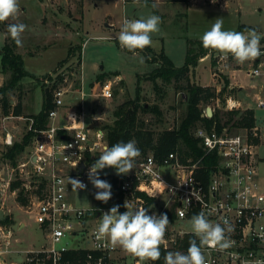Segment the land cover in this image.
Here are the masks:
<instances>
[{
	"label": "built area",
	"instance_id": "2783aa9c",
	"mask_svg": "<svg viewBox=\"0 0 264 264\" xmlns=\"http://www.w3.org/2000/svg\"><path fill=\"white\" fill-rule=\"evenodd\" d=\"M260 44L264 52V42ZM207 55L215 62V68L222 72L235 69L231 68L234 59L231 55L225 57L217 51ZM241 67L251 75H264V55ZM49 75L56 79L58 74ZM45 81L49 82L48 77ZM67 81L68 76L57 81L46 126L34 127V119L25 117L29 120L27 130L34 134L27 145L29 160L20 164L24 176L18 178L33 203L29 212H34L35 222L47 239L40 248L24 252L25 262L138 264L120 248L112 249L106 241L96 238L99 218L108 209L79 207L69 198L72 187L68 184V177L79 179L88 187L91 183L88 180L90 166L96 161L95 157L101 155L104 146H109L106 129L93 123L102 117L89 113L86 98L89 95L111 98L114 81L111 78L96 80L92 92H88L82 78L76 89L79 105L71 107L66 120L60 122V115L66 108V94L71 90L61 86ZM259 104L264 106V100H259ZM223 107L226 110L240 108V102L230 94ZM8 117L22 116L11 113L4 119ZM195 136L204 149L201 157L184 158L179 151H171L158 159L152 152L148 153L137 161L131 172L123 175L118 182L119 190L125 194L128 203H134V208H146L147 201L139 194L144 192L154 198L146 208L149 215L167 214L170 223L165 248L178 245L179 238L191 233L190 230H178L174 226L178 220L189 221L203 211L213 223H222L226 218L233 228L228 234L233 241L232 247L224 252L204 249L207 264H257V261H264V191L255 156L256 142L260 139L264 143V129L256 124L251 128L234 129L230 125L219 128L215 123L211 127L200 126ZM13 138V134L7 131L4 142L13 144ZM205 155L212 156L207 165L203 162ZM83 163L85 166L81 168ZM164 168L168 171L163 172ZM103 175L100 171V179L109 182ZM40 182L42 186L38 189ZM169 213H174V220L170 219ZM13 238L11 223L0 222V243L5 246L0 248V254L15 251ZM81 251L85 252L83 256L79 253ZM71 252L75 253L72 257L67 255Z\"/></svg>",
	"mask_w": 264,
	"mask_h": 264
},
{
	"label": "rangeland",
	"instance_id": "374dc122",
	"mask_svg": "<svg viewBox=\"0 0 264 264\" xmlns=\"http://www.w3.org/2000/svg\"><path fill=\"white\" fill-rule=\"evenodd\" d=\"M153 1L157 8L165 13L166 20L163 22L161 19L160 31L152 35V50L155 53L164 51L178 66L184 64L186 60L187 38H200L205 31L210 30L217 18L223 19L224 30L243 32L246 29H251L248 28V25H251L252 29L264 33V0H190L188 8L179 2L181 0ZM19 2L21 11L18 17L15 20L10 19L9 22L0 23L3 28H6L9 23H24L28 26V29L22 34V46L18 50L23 53L25 67L32 75L24 78V92L15 90L14 94L23 93V99L31 105L28 108L29 112H38L43 96L40 78L51 73L54 75L63 73L67 65L72 62L77 63L80 52L79 45L81 44L83 45V61L80 73H77L76 77L80 78V83L83 78L86 91L92 92L100 72L110 73V78L114 81V94L111 98L96 95H89L86 98L89 113L92 115L95 113L102 117L101 120L93 121V123L103 126L111 123L113 111L117 105L128 97L135 96L138 75L151 71L156 65L146 59L144 50L133 54L126 49H121L117 39L118 33L126 17L139 19L146 18L150 14L160 16L155 12L154 7L147 3L126 2L125 0H19ZM22 5H26L28 9L24 11ZM230 7L234 9H230ZM183 10L189 12V16L183 18V24L184 21L187 23L185 22L183 28L180 25L174 26V18L178 19L175 17V13ZM110 22H114L116 28L109 26L112 25ZM243 24L245 27L241 29L240 26ZM4 43V32H0V47ZM70 49L71 55H69ZM67 58L69 59L66 62H62ZM241 66L243 64H238L235 59H232L231 68L235 69L222 72L215 68V62L210 56L205 55L199 59L192 79L203 85L212 84L218 89L223 87L225 79L228 77L230 84L231 79L236 84H243V94H246L257 104V101L261 100L260 98L264 99V75H251L246 68ZM115 72H120L122 77L117 78L114 75ZM122 78L125 80L126 86L121 84ZM0 82H2L1 78ZM61 86L71 89L66 94V108L58 120L63 122L71 107L79 105L76 90L79 87L76 88V81L70 77L66 84H61ZM164 88L167 92L162 99L160 92H157L151 81L144 80L142 82L143 101L150 104L159 103L163 110L161 120L153 112L141 114L146 124L157 131L178 124L186 110V102L181 93L176 92L172 85H165ZM234 95L237 98L241 97L237 88L234 90ZM13 97L18 102V96L13 95ZM219 98L218 101L215 99L208 104L204 103L203 106L205 105L206 108L208 106L223 107L225 100L223 102V97ZM255 108L257 115H255V124L260 129H264V107L256 106ZM258 119L263 121L260 122ZM28 123L29 120L24 116L4 119L0 108V209L5 212L6 216H9V224H13L15 237L20 241L15 247L22 250L6 257L2 256L0 262L4 260L7 264H12L13 260L22 264L21 259L25 256L24 249L38 247L47 242L45 233L35 222L34 212H29L33 206L29 193H26L24 189L28 203L22 204L17 199L20 189H15V192L10 186L11 181L17 177L22 179L23 173L20 164L29 160V152L26 146L25 150L17 155L15 163L6 155L8 148L13 144H6L3 137L7 131H10L14 136V142L21 141L27 131ZM256 144L255 156L259 166L260 156L264 157V143L259 139ZM138 159L140 158H136L134 161L133 169L136 167ZM263 163L261 166L264 165ZM167 171L168 169H163V172ZM102 172L110 174L116 173V170L106 168ZM262 177L260 184L264 191V175ZM97 191L90 183L85 190L77 192L71 190L69 198L73 204L83 208L102 207L109 210L115 206L113 199L116 192L112 187V198L107 203L95 199ZM129 204L134 208V203L130 202ZM20 220L27 223L22 230L19 229ZM174 226L178 230H190L187 220H178ZM166 236H169L168 227Z\"/></svg>",
	"mask_w": 264,
	"mask_h": 264
},
{
	"label": "trees",
	"instance_id": "16d2710c",
	"mask_svg": "<svg viewBox=\"0 0 264 264\" xmlns=\"http://www.w3.org/2000/svg\"><path fill=\"white\" fill-rule=\"evenodd\" d=\"M145 3V0H141ZM147 4L154 7L157 14L160 15L159 10L153 0H147ZM187 13L184 10L177 14V18L173 20L174 26L185 25L183 18ZM163 22H165L164 15H160ZM11 24V23H9ZM8 26V25H7ZM1 27V26H0ZM245 25H241L242 29ZM3 28V27H2ZM248 28L252 29L251 25ZM7 32V27L4 28ZM8 33V32H7ZM264 42V38L261 40ZM188 47L186 53V60L184 64L178 66L174 61L164 52L155 53L152 47H147L144 49L146 53V59L150 62L156 63L155 67L145 73L138 75L135 96L128 97L125 101L117 105L113 111V120L111 123L105 124L103 127L106 129L107 137L109 141V146L114 145L117 142H128L134 140L137 147L140 149L141 155L138 158H142L148 153H153L158 159H162L171 151H179L180 154L187 158L193 156L194 158H199L204 154V149L200 144L199 138L195 136V131L200 126L211 127L215 123L219 128L224 125H230L232 128L248 127L251 128L256 123L255 112L250 108H234L230 110L224 109V107H213L214 112L211 117L205 115V105L218 97H223V102L226 96L234 94L236 87L230 86V80L228 77L225 79L223 87L218 91L213 85H203L192 79L194 70L199 62V59L207 55L209 52H215L214 50H208L203 48L200 38H187ZM82 48L83 45H79V59L77 63H70L64 69L63 73H59L54 79L49 74L40 78L42 83V105L38 112H29L30 104L24 107L23 104V83H25L24 78L31 76V72L25 67V62L23 58V53L18 49L19 47L7 35L6 41L2 47H0L1 64L0 73H3L6 77L4 83L0 86V108L4 116L10 115L11 113L16 116L23 114V110L29 112L26 117L33 118L34 127L42 128L48 123L49 110L53 107L54 99V89L57 85V81L64 80L66 76L73 78L76 81V88L80 87V78L76 77L77 73H80V68L82 64ZM71 55V49L70 54ZM69 58L63 60L66 62ZM114 75H120V72H115ZM48 77L49 82L45 81ZM111 74L106 72H100L97 75L98 80H105L110 78ZM151 81L153 87L160 92V96L163 99L166 95L167 90L164 88L165 85H172L176 92H180L183 100L186 102V110L182 115L178 124L173 127H167L157 131L153 127L146 124L145 120L141 116L146 112H153L157 114L161 120L163 115V110L159 103L150 104L143 101L142 98V82ZM121 84L126 86L125 80L121 79ZM21 91L18 94V102L12 103V96L14 91ZM24 92V91H23ZM33 131L27 130L21 141H15L12 146H10L6 152V155L14 160L19 153L25 150L26 146L29 144L33 136ZM212 156L205 155L203 162L208 164ZM99 156H96L97 160ZM139 160V159H138ZM137 160V161H138ZM103 177L109 181L112 188L115 190V197L113 199L114 205H120L119 211L123 213L127 209L124 207L125 201H127L125 194L119 190L118 182L123 177V175H117L116 173L104 174ZM12 190L20 189L18 192V200L22 204L28 203V198L25 194L24 187H22V180L16 178L11 181L10 184ZM42 186V182L39 183L38 189ZM37 190V189H36ZM143 196L147 203L146 208L154 202V198L148 196L144 192L139 193ZM171 220L175 219L174 213H169ZM10 218L6 216L3 223H9ZM191 239H197L194 234H186L184 237L179 238L178 245L165 248L164 245L161 246V258L158 261H151L148 264H164V255L168 251H180L184 253L189 247V241ZM80 255H84V251L79 252ZM74 252L67 254L72 257Z\"/></svg>",
	"mask_w": 264,
	"mask_h": 264
},
{
	"label": "clouds",
	"instance_id": "9594fccd",
	"mask_svg": "<svg viewBox=\"0 0 264 264\" xmlns=\"http://www.w3.org/2000/svg\"><path fill=\"white\" fill-rule=\"evenodd\" d=\"M147 0H145V4ZM19 0H0V23L10 19L15 20L20 13ZM161 17L155 14L139 19L123 20L118 33L121 49L133 54L152 46V35L160 31ZM28 29L24 23H11L7 26L10 38L18 47L22 46V34ZM264 33L255 29L245 31L224 30L223 19L217 18L210 30L200 37L203 48L214 50L227 57L231 55L238 64L255 61L264 52L261 51V40ZM70 147V145H68ZM141 155L134 140L117 142L112 146L105 145L99 158L90 166L88 180L98 190L95 199L107 203L112 198L111 184L100 179V171L114 168L117 175H127L134 167V161ZM72 191L85 190L87 185L79 179L68 177ZM127 209L120 213V205L111 207L103 212L95 235L98 240L106 241L112 249L120 248L138 264L147 261H158L161 258V246L165 244V237L169 219L167 214H148L146 208H133L128 201ZM190 231L197 239L189 241L187 253L168 251L164 255V264H207L205 248L224 252L233 245L229 235L233 228L228 219L222 223H213L201 211L193 215L188 221ZM264 264V261H257Z\"/></svg>",
	"mask_w": 264,
	"mask_h": 264
},
{
	"label": "crops",
	"instance_id": "0c3cea01",
	"mask_svg": "<svg viewBox=\"0 0 264 264\" xmlns=\"http://www.w3.org/2000/svg\"><path fill=\"white\" fill-rule=\"evenodd\" d=\"M126 2H132V1H137V2H140V3H143L141 0H125ZM189 1L190 0H181V1H179V2H182V4H185L186 6V8H188V4H189ZM156 4V3H155ZM22 9L25 11L26 9H28V7L26 6V5H22ZM230 9H234V8H232V7H230ZM159 10V9H158ZM184 11V10H183ZM182 11V12H183ZM179 12H181V11H178V12H176L175 13V17L177 16V14L179 13ZM159 13H160V15H164V19L166 18L165 17V13L164 12H161L160 10H159ZM187 13V17L189 16V12L187 11L186 12ZM8 22H9V20H8ZM112 25H109V26H115V28H116V25H114V22H110ZM118 27V26H117ZM0 32H4V35H5V41H6V38H7V35H8V33L5 31V29L4 28H2V27H0ZM1 64V63H0ZM0 78H1V80H2V82H0V86L4 83V80H5V75L3 74V73H0ZM121 77H122V75H121ZM231 78V77H230ZM207 85H209V84H207ZM210 85H212V84H210ZM231 86H234V87H236L237 88V90H238V93L241 95V97L240 98H237L236 97V95H234V97L240 102V108H243V109H245V108H250V109H253L254 111H255V115H256V106H261L260 104H259V100L257 101V104H255V102H254V100L253 99H251V98H249L248 96H246V94H243V89H244V86H243V84H241V83H239V84H236L234 81H232V79H231ZM14 96H17V95H15L14 94ZM242 98V99H241ZM260 99H263V98H260ZM264 100V99H263ZM245 104H243V103ZM12 103L13 104H15L16 103V101H15V99H14V97L12 96ZM23 104H24V107L26 106V105H28V102H26L24 99H23ZM261 107H264V106H261ZM29 112H26V111H24L23 110V114L22 115H20V116H24V117H26V115L28 114ZM29 115V114H28ZM257 116V115H256ZM263 120H264V118H263ZM263 120H260V119H258V121H263ZM264 123V122H263ZM5 137V136H4ZM3 137V138H4ZM2 138V139H3ZM4 140V139H3ZM262 160H264V157H261L260 156V161H259V166H258V169H259V177H260V181H262V175H264V165L263 166H261V163L262 162H264V161H262ZM264 164V163H263ZM4 214H5V212H4ZM6 216V215H5ZM11 225H13V224H11ZM26 225H27V223L25 222V221H23V220H20L19 221V229L20 230H22V229H24L25 227H26ZM13 227V226H12ZM40 227V226H39ZM13 230H14V228H13ZM44 232V231H43ZM13 240H14V249H15V251L14 252H11V253H3V254H0V261H1V257L2 256H7V255H12V254H14V253H19V251H22V250H18L19 248H16L15 246H17V244L20 242V241H18L19 239L17 238V237H15V232H14V238H13ZM43 245V243L40 245V246H38V247H27L26 249H24L23 251L25 252L27 249H35V248H40L41 246ZM5 246H4V243H0V248H4ZM2 262H4L5 264H7V262L6 261H2ZM2 262H0V264H3ZM21 263L22 264H26V262H25V256L21 259ZM12 264H20V262L19 261H17V260H13L12 261Z\"/></svg>",
	"mask_w": 264,
	"mask_h": 264
},
{
	"label": "water",
	"instance_id": "95a60500",
	"mask_svg": "<svg viewBox=\"0 0 264 264\" xmlns=\"http://www.w3.org/2000/svg\"><path fill=\"white\" fill-rule=\"evenodd\" d=\"M213 112H214L213 107L208 106L206 108V114H207V116H212L213 115ZM84 166H85V164L83 163L81 165V168H83ZM5 218H6V216L4 214V211L2 209H0V220H4Z\"/></svg>",
	"mask_w": 264,
	"mask_h": 264
}]
</instances>
